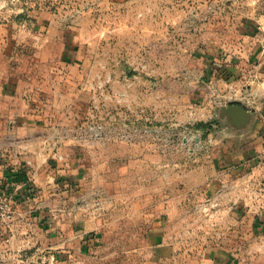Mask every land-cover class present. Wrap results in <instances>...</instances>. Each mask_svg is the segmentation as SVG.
<instances>
[{
    "label": "rangeland",
    "instance_id": "obj_1",
    "mask_svg": "<svg viewBox=\"0 0 264 264\" xmlns=\"http://www.w3.org/2000/svg\"><path fill=\"white\" fill-rule=\"evenodd\" d=\"M40 11L66 16L91 61L68 81L77 105L51 115L65 122L51 168L82 170L72 215L98 227L51 264H264V143H252L256 118L244 133L218 119L246 96L256 105L253 78L229 87L224 69L230 54L264 51V0H0V20ZM100 121L103 139L79 130ZM226 139L252 158L229 163Z\"/></svg>",
    "mask_w": 264,
    "mask_h": 264
},
{
    "label": "crops",
    "instance_id": "obj_2",
    "mask_svg": "<svg viewBox=\"0 0 264 264\" xmlns=\"http://www.w3.org/2000/svg\"><path fill=\"white\" fill-rule=\"evenodd\" d=\"M73 29L66 16L53 11H40L22 20L17 17L0 20V182L16 191L13 224L10 228L0 225V264L36 263V256L47 264L56 263L62 256L66 258L76 251L73 242L82 241L98 227L87 224L89 220L84 217L72 215V207L79 203L73 199L72 192L77 189L82 170L62 176L60 169L51 168V155H54L51 134L56 125L65 123L51 115L54 117L56 112L77 105L74 99L64 102L65 96L80 94L72 90L68 81L73 73L83 79L91 63L89 58L87 61V57L76 53ZM100 63L103 64L102 59L95 62L96 73H101ZM43 65L46 68L41 71ZM225 65L224 76L229 87L236 76H240V81L250 76L253 79L246 85L252 82L258 85L250 95L257 96L256 105L249 106V96L242 105L255 114L254 130L259 136L252 143L262 144L264 51L254 61L230 54ZM261 147L264 145L257 150ZM224 152L229 163L242 157L250 159L254 154L230 139L225 140ZM158 231L149 232L151 243H161L162 229ZM93 235L90 234L91 238ZM28 244L36 245V249L25 251Z\"/></svg>",
    "mask_w": 264,
    "mask_h": 264
},
{
    "label": "built area",
    "instance_id": "obj_3",
    "mask_svg": "<svg viewBox=\"0 0 264 264\" xmlns=\"http://www.w3.org/2000/svg\"><path fill=\"white\" fill-rule=\"evenodd\" d=\"M100 85L102 86V83H100ZM134 121L127 123L126 126L132 129L135 124ZM112 124H114V122ZM79 130L86 133L90 131L96 138L100 139L107 136L105 126L101 121L96 124L81 125ZM260 166L264 169V153L260 160ZM15 192L16 191L11 190L5 182H0V225L4 227L10 228L15 218Z\"/></svg>",
    "mask_w": 264,
    "mask_h": 264
},
{
    "label": "water",
    "instance_id": "obj_4",
    "mask_svg": "<svg viewBox=\"0 0 264 264\" xmlns=\"http://www.w3.org/2000/svg\"><path fill=\"white\" fill-rule=\"evenodd\" d=\"M218 119L224 121L235 131L244 133L251 128L255 120V114L239 102H234L219 109Z\"/></svg>",
    "mask_w": 264,
    "mask_h": 264
}]
</instances>
